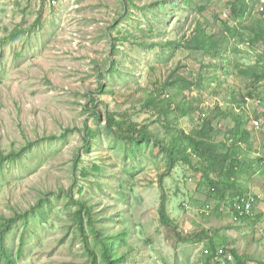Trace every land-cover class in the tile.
Masks as SVG:
<instances>
[{
    "label": "rangeland",
    "instance_id": "rangeland-1",
    "mask_svg": "<svg viewBox=\"0 0 264 264\" xmlns=\"http://www.w3.org/2000/svg\"><path fill=\"white\" fill-rule=\"evenodd\" d=\"M152 1L0 0V152L16 153L0 168V215H31L28 222L21 219L6 231L10 249L18 251L23 243L17 264H88L86 244L98 247L94 230L103 226L106 233L127 228L124 264H226L205 253L213 251L209 240L197 243L188 238L202 229L210 230L219 249L237 248L249 256V264H264V44L249 45L251 32L239 27L245 38L228 39L222 47L228 46L225 58L182 49L160 57L158 46L140 44L142 33L145 40L157 42L191 35L197 19H207V31L215 33L233 17L227 0H214L204 12L198 5L206 0H189L173 8L171 19L169 7L163 8V35L159 18L143 8ZM236 19L254 26L248 13ZM216 63L208 70L202 66ZM248 65L261 74L255 84L234 73ZM171 74V80L177 78L173 91L184 90L194 109L178 123L173 112L167 125L166 117L160 122L158 112L144 107V102L157 96L156 90ZM178 75L193 83L209 76L211 87L190 90ZM248 91L256 93L244 108L247 114H257L259 129L253 128L251 143L244 144L249 164L239 184L260 201L246 220L234 221L231 203L216 195L211 198L207 184H199L203 177L195 169L201 164L197 158L191 165L178 161L170 168L160 146L141 142L138 147L106 127L108 116L114 114L151 130L161 126L164 134L177 124L190 132L217 104L233 112ZM228 119L215 120L221 132L211 138L225 140ZM81 201L105 221L90 223L84 215L82 229L77 214ZM162 204L189 240L162 224ZM41 209L45 215L39 216ZM110 209L119 221L110 217Z\"/></svg>",
    "mask_w": 264,
    "mask_h": 264
},
{
    "label": "trees",
    "instance_id": "trees-1",
    "mask_svg": "<svg viewBox=\"0 0 264 264\" xmlns=\"http://www.w3.org/2000/svg\"><path fill=\"white\" fill-rule=\"evenodd\" d=\"M130 4H135L134 0H126ZM189 0H162L155 1L153 0L149 5H144L143 8H149L155 14V17L159 18L160 25L158 26V31L160 34H165V17L167 14L163 12V8L169 7V19L174 16L175 7H181L183 4L188 3ZM214 0H206L203 4L198 5L199 11L204 12L208 6L213 3ZM262 0H227V3L230 6V12L232 13L233 18L226 19L224 29L219 32L210 33L207 31L206 25L209 24V21L205 19L196 20V25L194 32L191 35H181L179 38L171 37L169 39H163L160 42L151 40H145V33H142L140 38V44L142 46L156 47L158 46L162 53L160 57H163L167 52L169 56L175 52L176 49H182L188 52H202L207 57H215L218 59L225 58V53H227L226 48H222L223 45L230 38H237L241 36L245 38L242 29H247L250 31L247 41L249 45H259L261 42L264 44V3H261ZM258 12V13H257ZM241 13H248L251 22L254 23V26H250L249 23H236V18H239ZM257 13L258 16H255ZM256 20V21H255ZM258 27H257V25ZM239 27L242 29L240 30ZM154 26L150 27V30L154 32ZM224 31L231 35L223 34ZM20 32V29H17L14 32V37L17 33ZM115 40V39H114ZM114 44V48H115ZM264 55V54H263ZM264 58V57H263ZM216 64H203L202 66L208 70L212 67H217ZM259 65V64H258ZM111 69L117 71V68L110 63ZM174 73V72H173ZM234 73L239 77H244L248 81L255 84L258 80L261 79V74L254 65L251 66H239V68L234 71ZM171 75L168 76L166 81L161 84V87L156 90L157 96L154 97L148 96L144 102V107L151 109L152 111L158 112L159 121L163 122V117L167 119V125L171 124L170 114L173 112L176 113V121L181 117L191 114V111L194 109L191 106V102L184 93V90L179 89L173 91L176 88L177 78L171 80ZM180 76V75H178ZM184 82L186 87L190 90L196 88L207 89L206 87H211V78L209 76H202L199 78L197 83L188 81L186 77ZM181 79V80H182ZM218 80V79H216ZM100 86H103L102 84ZM216 93L218 89L216 88ZM167 92V94L165 93ZM255 91H248V96L243 99L241 105H237L235 110L231 113H227V110H224V107H220L219 104L210 112V114H204L200 119V122L196 127H194L190 132H187L182 127L175 125L174 128H168L166 134L162 131V128L158 130H151L149 125H140L134 121H128L127 119L118 120L114 114L108 116L107 130L115 131L116 136H121L127 138L130 142L138 145L141 142L147 144L153 143L160 146L161 150L166 154L170 162V168L173 167L178 161H183L191 165L192 160L197 158L200 160V167L195 168L197 171H202V179L199 183L200 185L204 182L209 187V195L212 198L213 195H216L224 203L230 204V210L233 214V220H246L247 215L251 211L255 210V206L260 201V196H257L255 193L247 192L239 184V177L243 169L249 164V159L245 155L244 144L251 143L253 138L254 129H259L258 125L255 124V118L258 117L257 114L250 115L247 114L246 109L244 108L246 101H252L249 97L253 98L255 96ZM165 95L164 97H162ZM260 95V93H257ZM240 109L242 111L240 112ZM94 115L98 116V113L94 112ZM215 115V116H214ZM230 115V116H228ZM192 116V115H190ZM230 117L228 119L229 127L225 130V140L217 141L213 137V133L221 132V129L214 126L215 120L219 117ZM203 119V120H202ZM253 122V124L251 123ZM252 124V125H251ZM251 127V129L249 128ZM89 133L94 134L95 130L86 127ZM54 138V136L49 137V139ZM255 138V137H254ZM16 154L14 150L9 151L8 153L0 152V168L2 167L6 159L13 160L12 156ZM260 163L263 165V159L260 160ZM251 165V164H250ZM87 170H83L82 176L86 177ZM250 209H247V204L251 201ZM79 209L77 210L78 219L81 228L84 226V215L89 216L90 223L99 220L100 222L105 221V216L99 217L97 212H93V206L87 204V201L79 202ZM208 209L211 208L210 203L207 204ZM31 210L35 211V207H32ZM161 222L167 227H171L177 236L183 240L191 239L193 242L201 243L203 240H209L212 245L213 251L208 253L209 257L215 260L216 252L219 250L218 246L213 241L212 236L210 235L209 229L194 230L190 232L188 238L179 232V226L174 222V220L168 215L165 204H162L161 209ZM45 215L44 210H39V216ZM252 215V214H251ZM29 211H16L12 216L6 217L0 215V261H4L5 264H17V260L22 257V246L18 251L10 249L6 242L5 236L8 229H12L13 225L16 224L19 220H24L26 222L30 219ZM110 217L116 221H119L117 214H113V210L110 209ZM105 226L98 230H94L95 239L98 242V247L94 248L89 244H86L85 250L89 257L88 264H124L126 260L127 253L122 250L127 236V228L122 227L117 232L106 233ZM188 239V240H189ZM87 242V241H86ZM134 248H131V251ZM225 251L220 258H223L226 264H249L251 260L249 256L242 255L239 253L237 248H232L230 251L225 246L221 248ZM122 250V251H121ZM230 253L233 256L232 260H229L226 255ZM219 258V259H220Z\"/></svg>",
    "mask_w": 264,
    "mask_h": 264
},
{
    "label": "built area",
    "instance_id": "built-area-1",
    "mask_svg": "<svg viewBox=\"0 0 264 264\" xmlns=\"http://www.w3.org/2000/svg\"><path fill=\"white\" fill-rule=\"evenodd\" d=\"M252 201H253V200H251V201L247 204V209H250L251 204H252ZM205 251H206L205 253H208V250H207V249H206ZM224 253H225V251H224L223 249H219V250L216 252V257H217V258H220V257L222 256V254H224ZM226 257H227L229 260H232V259H233V256H232V254H230V253H228V254L226 255Z\"/></svg>",
    "mask_w": 264,
    "mask_h": 264
}]
</instances>
